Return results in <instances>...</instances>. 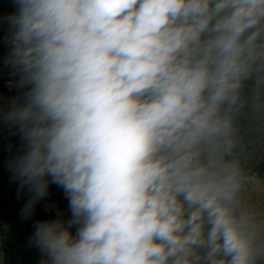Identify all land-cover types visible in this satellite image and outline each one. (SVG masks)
I'll return each instance as SVG.
<instances>
[{
  "label": "clouds",
  "instance_id": "1",
  "mask_svg": "<svg viewBox=\"0 0 264 264\" xmlns=\"http://www.w3.org/2000/svg\"><path fill=\"white\" fill-rule=\"evenodd\" d=\"M16 3L22 214L51 177L72 216L44 264H264V0Z\"/></svg>",
  "mask_w": 264,
  "mask_h": 264
},
{
  "label": "trees",
  "instance_id": "2",
  "mask_svg": "<svg viewBox=\"0 0 264 264\" xmlns=\"http://www.w3.org/2000/svg\"><path fill=\"white\" fill-rule=\"evenodd\" d=\"M9 16L16 15L19 11V6L16 0H11L7 7ZM30 89H26L21 94L16 102L17 105H22L25 102V93ZM9 152V147H4L0 152V209L7 208V213L2 215H11L13 224L7 228L3 227L0 222L1 235V250L3 251V264H44L46 256L41 252L32 240L35 232V224L37 222L52 221L55 218L54 212H44L42 209L43 201H57L62 208L68 206V199L64 195V190L61 186L51 183L49 179V187L47 195L40 199L34 206L31 215L24 218L22 209L25 204L32 198L33 193L25 190L26 194H17L11 188L9 193L6 192V186L11 185L9 177L6 157ZM27 185H25L26 187Z\"/></svg>",
  "mask_w": 264,
  "mask_h": 264
},
{
  "label": "built area",
  "instance_id": "3",
  "mask_svg": "<svg viewBox=\"0 0 264 264\" xmlns=\"http://www.w3.org/2000/svg\"><path fill=\"white\" fill-rule=\"evenodd\" d=\"M11 0H0V23L8 21L9 13L7 7ZM12 33L3 41L0 38V152L4 147H9V152L14 150L17 145H26L22 139V133L18 125H13L3 119V114L8 112L13 106V101L17 102L27 87H17V81L20 79V73L12 68L6 61L11 53ZM14 153L12 157H14ZM258 170L264 173V163H261ZM25 189L29 191V186Z\"/></svg>",
  "mask_w": 264,
  "mask_h": 264
},
{
  "label": "rangeland",
  "instance_id": "4",
  "mask_svg": "<svg viewBox=\"0 0 264 264\" xmlns=\"http://www.w3.org/2000/svg\"><path fill=\"white\" fill-rule=\"evenodd\" d=\"M13 32V29L10 26L9 21H3L0 23V38L1 40H5L11 33ZM26 152V145H17L15 146L14 150L8 152V155L6 157V165L9 173V177L11 180V185L6 186V192L9 193L10 189L12 188L15 193L19 194H26L25 192V186L21 188V181L20 179L16 176L14 166H15V161L24 155ZM15 154L14 157H12V154ZM1 213H7L8 210L7 208H1L0 209Z\"/></svg>",
  "mask_w": 264,
  "mask_h": 264
},
{
  "label": "crops",
  "instance_id": "5",
  "mask_svg": "<svg viewBox=\"0 0 264 264\" xmlns=\"http://www.w3.org/2000/svg\"><path fill=\"white\" fill-rule=\"evenodd\" d=\"M64 195L66 196L65 192H64ZM42 209L44 212H47V213L54 212L55 218L53 220L59 218L67 222L68 220L72 218L71 210L69 208V203L66 208H62L60 207L57 201H43ZM0 222L2 223L3 227L7 228L13 224V217L11 215H2L0 217ZM71 231L73 232V234H75V231H76L75 226L71 229ZM0 264H3V251L1 250V235H0Z\"/></svg>",
  "mask_w": 264,
  "mask_h": 264
}]
</instances>
